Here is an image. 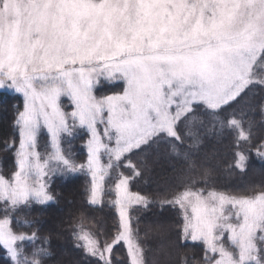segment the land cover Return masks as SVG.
<instances>
[{"label":"snow or ice","instance_id":"6c2138e0","mask_svg":"<svg viewBox=\"0 0 264 264\" xmlns=\"http://www.w3.org/2000/svg\"><path fill=\"white\" fill-rule=\"evenodd\" d=\"M102 81L122 90L98 95ZM0 89L23 97L13 121L18 140L4 143L14 171L0 169V248L8 264H45L50 255V237L14 224L56 202L54 177L87 172L86 203L94 207L114 171L117 223L111 234L85 230L81 215L75 247L89 264H147L130 212L152 201L131 191L130 181L152 172L161 145L194 173L209 123L236 130L237 146L251 142L246 109L264 92V0H0ZM258 108L264 116V100ZM77 139L85 140L84 163L73 156ZM256 155L264 160V138ZM234 158L244 171L245 153ZM199 175L179 179L161 201L180 212L183 240L202 243L194 264H264V188L234 194L216 189L207 168ZM117 245L126 260L114 255Z\"/></svg>","mask_w":264,"mask_h":264},{"label":"trees","instance_id":"16d2710c","mask_svg":"<svg viewBox=\"0 0 264 264\" xmlns=\"http://www.w3.org/2000/svg\"><path fill=\"white\" fill-rule=\"evenodd\" d=\"M98 90V89H97ZM264 100V92L254 97L247 119L253 121V137L251 142L241 141L236 145L237 131L227 126L221 128L216 123H209L202 130L203 144L194 151L197 169L188 173L182 159L167 154V146L161 145V159L151 163L152 172L141 177H133L130 190L145 195L152 201L147 207H134L131 212L133 226L138 228L142 243L146 245L147 264H194V257L203 256V246L187 242L180 235L182 216L180 212L169 206H162L161 201L176 189L181 178L192 175L201 179L199 173L204 168L210 172L211 183L218 190L234 194H248L253 190L264 188V160L256 155V147L264 138V116L258 105ZM23 97L12 91L0 89V169L8 175L14 171L13 153L4 148L5 141L17 137L13 127L16 109L22 106ZM223 115L227 116L228 113ZM239 116V113H237ZM44 133L41 145H45ZM86 140V137H85ZM85 140L77 139L73 143V156L77 163H84L87 158ZM18 146V143L17 145ZM243 151L248 157L246 169L241 171L235 164L234 153ZM128 163L127 161L125 162ZM131 163H138L133 158ZM125 175H133L131 168L120 169ZM114 171L106 181V192L100 206H89L86 203L90 187V177L87 172L70 176L54 177L50 190L56 196V202L44 208L35 207L31 211L21 213L14 224L16 231L31 233L36 231L40 237H50L45 245L50 248V255L45 264H89L83 252L75 247L73 224L83 215L86 230L95 231L103 228L111 234L118 221L112 201L115 199L111 186L116 182ZM25 221H30L29 226ZM39 243V242H38ZM31 245H29L30 247ZM124 255L123 245H117L114 255ZM0 264H8L4 250L0 248Z\"/></svg>","mask_w":264,"mask_h":264},{"label":"rangeland","instance_id":"374dc122","mask_svg":"<svg viewBox=\"0 0 264 264\" xmlns=\"http://www.w3.org/2000/svg\"><path fill=\"white\" fill-rule=\"evenodd\" d=\"M122 86H123L122 83L102 81L100 87L97 90V94L101 95V94H110V93H113V92H120L122 90ZM4 90H7V89H4ZM7 91H10V90H7ZM65 104H67L66 100H65ZM46 138H45V141H46ZM222 191H224V190H222ZM136 207H138V206H136ZM0 215H2V213H0ZM181 227H182V224H181ZM187 242H192V241L191 240H187ZM192 243H198V244L202 245V243H199V242H192ZM124 255L126 257V248L125 247H124ZM126 259H127V257H126Z\"/></svg>","mask_w":264,"mask_h":264}]
</instances>
